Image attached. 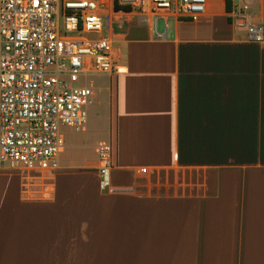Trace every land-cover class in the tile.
Instances as JSON below:
<instances>
[{"label":"crops","instance_id":"obj_1","mask_svg":"<svg viewBox=\"0 0 264 264\" xmlns=\"http://www.w3.org/2000/svg\"><path fill=\"white\" fill-rule=\"evenodd\" d=\"M226 7L166 28L114 19L119 72L89 104L97 139L88 114L58 171L0 170V264H264V44Z\"/></svg>","mask_w":264,"mask_h":264},{"label":"built area","instance_id":"obj_2","mask_svg":"<svg viewBox=\"0 0 264 264\" xmlns=\"http://www.w3.org/2000/svg\"><path fill=\"white\" fill-rule=\"evenodd\" d=\"M218 0H0V170L49 174L66 137L86 132L90 80L119 72L111 25L130 15L154 28L194 21ZM248 40L264 44V0H219ZM105 20L111 21L104 25ZM98 174L113 167L110 139L95 146ZM145 169L141 173H145Z\"/></svg>","mask_w":264,"mask_h":264},{"label":"rangeland","instance_id":"obj_3","mask_svg":"<svg viewBox=\"0 0 264 264\" xmlns=\"http://www.w3.org/2000/svg\"><path fill=\"white\" fill-rule=\"evenodd\" d=\"M211 3H215V4H221V1H215V2H211ZM123 17L122 16H118L117 17V24H115V25H113V27H112V30L114 31V32H118L119 31V29L121 30V28H122V25L119 23L118 24V22H119V20H121ZM111 21H109L108 20V22H107V20H105V22H104V25H105V28H106V31H107V24H109ZM119 25H121V26H119ZM121 27V28H120ZM157 28L158 29H162V20H158L157 21ZM96 79H97V77L96 78H91L90 80L93 82V85H95L96 84ZM101 82H103L102 84H105L106 83V79L104 78V79H102V81ZM94 98V95L92 96V98H91V100ZM88 110H87V114H89L90 115V119H89V125H88V131H89V133H88V135H89V139L90 140H92V141H94V140H96L97 139V137H96V133L94 132V129L96 128V122L94 121V119L92 118V115L94 114V112H95V110H94V108H93V106L92 105H90L88 108H87ZM83 133H80V134H76V135H74V137L76 138V139H78V140H81L82 139V137H83ZM69 137V136H68ZM67 137V138H68ZM24 176V179H27L28 177H30V176H34L35 177V175H30V176H27L26 175V177H25V175H23ZM200 177V175H198V174H196V173H186V175L184 176V177H179V181H181V182H183V181H187V182H189L190 181V179L193 181V182H195L196 183V180L198 179ZM190 178V179H189ZM210 178V177H209ZM173 180H174V178L173 177H164L163 179H160L159 181H160V183L161 184H163V185H165L166 183H172L173 182ZM153 182H157V180L156 179H153L152 180ZM163 187H167V186H163ZM155 189H156V187H155Z\"/></svg>","mask_w":264,"mask_h":264},{"label":"trees","instance_id":"obj_4","mask_svg":"<svg viewBox=\"0 0 264 264\" xmlns=\"http://www.w3.org/2000/svg\"><path fill=\"white\" fill-rule=\"evenodd\" d=\"M229 5H230V4L227 2V6H228V7H226V11H227V12H229V10H228L229 7H230Z\"/></svg>","mask_w":264,"mask_h":264}]
</instances>
